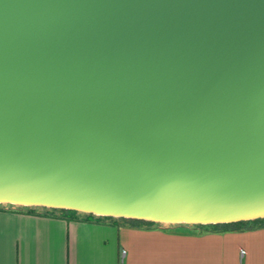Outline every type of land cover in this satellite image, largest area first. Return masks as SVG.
I'll use <instances>...</instances> for the list:
<instances>
[{
	"label": "water",
	"instance_id": "1",
	"mask_svg": "<svg viewBox=\"0 0 264 264\" xmlns=\"http://www.w3.org/2000/svg\"><path fill=\"white\" fill-rule=\"evenodd\" d=\"M0 205L264 217V0H0Z\"/></svg>",
	"mask_w": 264,
	"mask_h": 264
},
{
	"label": "crops",
	"instance_id": "2",
	"mask_svg": "<svg viewBox=\"0 0 264 264\" xmlns=\"http://www.w3.org/2000/svg\"><path fill=\"white\" fill-rule=\"evenodd\" d=\"M0 264H264V226L213 230L0 206Z\"/></svg>",
	"mask_w": 264,
	"mask_h": 264
},
{
	"label": "trees",
	"instance_id": "3",
	"mask_svg": "<svg viewBox=\"0 0 264 264\" xmlns=\"http://www.w3.org/2000/svg\"><path fill=\"white\" fill-rule=\"evenodd\" d=\"M1 206V205H0ZM15 209H23V208H15ZM24 209L29 211H40V212H49V213H58L61 215L69 216V217H77L78 215L83 218H93V219H122L132 222H140L145 224H155V222L144 220V219H136V218H127L122 216H105V215H93L91 213H82L71 209L64 208H46V207H36V206H27ZM195 227L200 228H209L213 230H228V229H244L250 228L253 226H264V217H258L253 219L246 220H237V221H229V222H215V223H200L194 225Z\"/></svg>",
	"mask_w": 264,
	"mask_h": 264
}]
</instances>
